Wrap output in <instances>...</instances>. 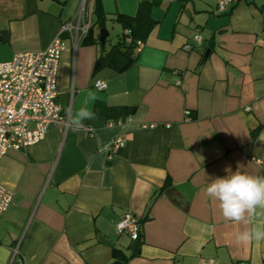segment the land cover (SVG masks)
<instances>
[{"label": "crops", "instance_id": "1", "mask_svg": "<svg viewBox=\"0 0 264 264\" xmlns=\"http://www.w3.org/2000/svg\"><path fill=\"white\" fill-rule=\"evenodd\" d=\"M92 1L0 0V61L43 50L56 36L64 42L56 78L62 120L0 159V183L12 192L0 214V264H264V241H235L237 232L264 226V210L249 225L226 222L205 194L226 168L264 176V0H235L225 11L218 0H155L158 23L121 73L98 67L121 31L109 18L152 0H100L104 47L59 31L80 9L81 23L91 21ZM97 79L105 89L93 87ZM96 103L135 109L121 119ZM82 107L95 119L71 123ZM119 136L122 148L103 150ZM125 214L146 217L133 255L132 240L115 227Z\"/></svg>", "mask_w": 264, "mask_h": 264}, {"label": "built area", "instance_id": "2", "mask_svg": "<svg viewBox=\"0 0 264 264\" xmlns=\"http://www.w3.org/2000/svg\"><path fill=\"white\" fill-rule=\"evenodd\" d=\"M235 0H218L216 9L225 11ZM82 9L74 19L64 21L60 32H68L74 42H79L87 33L90 21L81 23ZM194 40L200 41L195 35ZM128 41V38H127ZM190 44L185 48L189 49ZM64 49L62 38L56 36L43 50L19 51L11 59L0 61V159L8 149H20L41 141L51 123H60V106L57 102L56 78L60 53ZM107 83L95 80L93 87L103 90ZM190 119V117H187ZM155 123H144L143 128H154ZM126 139L116 137L108 146L110 155L124 146ZM12 201V192L0 183V214ZM119 234L136 240L141 233L140 220L131 215L121 216L115 224ZM18 248L12 251L17 256ZM17 264L22 260L17 259ZM198 264H217L214 260H203ZM237 264H246L238 262Z\"/></svg>", "mask_w": 264, "mask_h": 264}, {"label": "trees", "instance_id": "3", "mask_svg": "<svg viewBox=\"0 0 264 264\" xmlns=\"http://www.w3.org/2000/svg\"><path fill=\"white\" fill-rule=\"evenodd\" d=\"M154 2L155 0L140 2L134 15L115 13L109 18L113 23L120 27L121 31L117 35L116 40L111 43L107 50L102 49V52L98 57V67L106 66L111 68L116 73H121L134 63L137 58V54L135 52L136 47H138L141 42L145 41L150 30L158 23V21L153 19L151 16V9ZM106 19L107 17L102 9L101 1L93 0L91 6L90 25L86 35L79 41V43L99 44V32L94 34L93 28L95 26L98 30L103 28L105 26ZM6 35V32L1 33L2 40L6 39ZM95 109L96 111L103 113L105 116H109V111L116 110L117 115L115 118L119 117L124 119L133 113L135 107L122 106L115 109L114 107H101L99 103H96ZM165 185L166 184L163 186ZM145 218L146 217H143L140 220V223ZM140 236L141 233L136 239L138 245L140 243ZM137 249L138 247H135L131 255H133ZM113 254L114 256H119L121 259H125V256L119 254L116 249H113Z\"/></svg>", "mask_w": 264, "mask_h": 264}, {"label": "clouds", "instance_id": "4", "mask_svg": "<svg viewBox=\"0 0 264 264\" xmlns=\"http://www.w3.org/2000/svg\"><path fill=\"white\" fill-rule=\"evenodd\" d=\"M95 119V114L86 107L80 108L71 123L81 125L85 120ZM108 145H104L106 150ZM227 175L208 183L205 194L218 204L226 222L249 225L258 209L264 210V176L250 175L237 170L225 169ZM239 245L264 241V226L245 228L235 234Z\"/></svg>", "mask_w": 264, "mask_h": 264}, {"label": "water", "instance_id": "5", "mask_svg": "<svg viewBox=\"0 0 264 264\" xmlns=\"http://www.w3.org/2000/svg\"><path fill=\"white\" fill-rule=\"evenodd\" d=\"M108 35V30L103 27L99 30V35H98V42L100 43L101 47H104V43H105V39ZM132 52V51H130ZM208 52V50H207ZM137 245V241L136 240H133L132 243H131V249H134ZM112 264H121L119 261H115L113 262Z\"/></svg>", "mask_w": 264, "mask_h": 264}, {"label": "rangeland", "instance_id": "6", "mask_svg": "<svg viewBox=\"0 0 264 264\" xmlns=\"http://www.w3.org/2000/svg\"><path fill=\"white\" fill-rule=\"evenodd\" d=\"M110 35L108 36L109 39L114 38V30L110 29Z\"/></svg>", "mask_w": 264, "mask_h": 264}]
</instances>
